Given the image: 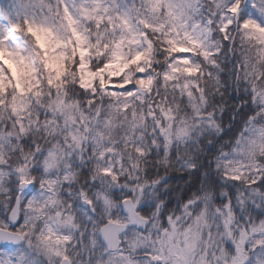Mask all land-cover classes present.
<instances>
[{"label":"clouds","instance_id":"1","mask_svg":"<svg viewBox=\"0 0 264 264\" xmlns=\"http://www.w3.org/2000/svg\"><path fill=\"white\" fill-rule=\"evenodd\" d=\"M0 264H264V0H0Z\"/></svg>","mask_w":264,"mask_h":264}]
</instances>
